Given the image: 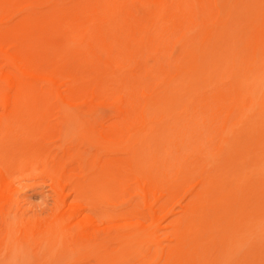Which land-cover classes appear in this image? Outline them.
I'll use <instances>...</instances> for the list:
<instances>
[{
  "label": "bare ground",
  "instance_id": "obj_1",
  "mask_svg": "<svg viewBox=\"0 0 264 264\" xmlns=\"http://www.w3.org/2000/svg\"><path fill=\"white\" fill-rule=\"evenodd\" d=\"M262 68L264 0H0V264H264Z\"/></svg>",
  "mask_w": 264,
  "mask_h": 264
},
{
  "label": "rangeland",
  "instance_id": "obj_2",
  "mask_svg": "<svg viewBox=\"0 0 264 264\" xmlns=\"http://www.w3.org/2000/svg\"><path fill=\"white\" fill-rule=\"evenodd\" d=\"M262 69H264V68H262ZM260 73L264 74V71H262V72L260 71ZM259 76H261V75L259 74ZM261 78L264 79V75H262ZM261 78H259L260 83H259V80H256L259 83V84L256 83L257 84L256 85V87H257V90H256V101H257V103H259L260 101L261 102L264 101V80H262ZM223 80L226 81L227 79L225 78ZM75 152H76V148H74L73 153H75ZM19 189H20L19 193L14 198V205H15V203L20 204L21 210H22L21 213H23L26 216L27 220H29V219L32 220L35 217L43 218V217H46L48 215V213L50 212V210L52 208L53 199L50 196L51 193L48 190L47 186H44L40 183L35 184V183H33V181L23 180L20 182ZM182 197H183V193H181L177 198H175V200H173L171 205H170V206L174 205V212L175 213L180 210L179 202L182 200ZM121 201H122V199H119L118 202H116V204H118ZM9 221L13 226H17L19 219L15 218L14 214H11L9 217ZM123 223L124 222H121V221L119 222V224H123ZM127 223H129V222H127ZM259 229H260L259 230L260 232L262 230H264V225H261V227ZM259 231H257V232L259 233ZM262 232H264V231H262ZM257 234H256V237L258 238V236L261 233L259 235H257ZM259 238L261 239L262 236ZM260 239H258V240H260ZM242 246L243 247L240 246V250L245 251V248L247 250L251 245H248V243H247V245L244 244ZM247 246H249V247H247ZM249 249L251 250L252 246Z\"/></svg>",
  "mask_w": 264,
  "mask_h": 264
}]
</instances>
